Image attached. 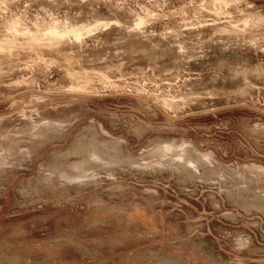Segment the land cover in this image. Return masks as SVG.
<instances>
[{
  "label": "rangeland",
  "instance_id": "rangeland-1",
  "mask_svg": "<svg viewBox=\"0 0 264 264\" xmlns=\"http://www.w3.org/2000/svg\"><path fill=\"white\" fill-rule=\"evenodd\" d=\"M212 1L0 0L1 36L94 29L0 57V264H264V0Z\"/></svg>",
  "mask_w": 264,
  "mask_h": 264
},
{
  "label": "bare ground",
  "instance_id": "bare-ground-1",
  "mask_svg": "<svg viewBox=\"0 0 264 264\" xmlns=\"http://www.w3.org/2000/svg\"><path fill=\"white\" fill-rule=\"evenodd\" d=\"M212 2H214L215 4L216 3L217 4L220 3V5H221V3H223V2L225 3V0H214ZM145 24H148L147 23V19L144 18V17H141V15H140V16L137 17L136 20H134V22L132 24V28H133V30H140L143 27V25L145 26ZM10 26H12L11 27L12 32H11L10 35L9 34L8 35L5 34L3 36L0 35V57L8 55V54L11 55L12 51L14 49H16V47H17L16 45L19 44L18 46H20V45L24 44L23 41L25 42V40L27 38L29 39V41H28L29 43L28 44H30L31 46L34 45L35 48L36 47L39 48V47H44L45 46V48L54 50L56 52V50H58L57 47H60L61 43L65 42L67 39H69V40L72 39L75 42H80L81 40H83V37L86 34H90V32H92V30H94L90 26H87V27L86 26L85 27L84 26L83 27H75V26L67 27L68 25L67 26L65 25L66 27H64V29H61L59 27L60 25L59 26L58 25H53V26L47 27L45 29H32L31 27L30 28L29 27H23V23L21 22L20 19L15 20ZM88 27H90V28H88ZM19 37L22 40H23L24 37L26 38L23 41L22 40L20 41V42H22V44L17 42V41L20 40ZM43 41H46V42L43 43ZM22 47H23V45L21 47H19V48H22ZM24 47H26L25 44H24ZM28 47H29V45H28ZM19 55H20V53H19ZM70 74L73 76L72 73H70ZM79 75L78 76L75 75V76L78 78ZM83 77H84V79H88L87 76H86V78H85V76H83ZM71 78L72 77H70V79ZM73 78H74V76H73ZM80 79H82V77ZM75 81H77V80H75ZM74 84L75 83H73V85ZM76 84H77V82H76ZM89 89H90L89 87L77 85V86H74V87L72 86L69 91L71 93H73V94H83L85 96H88V95H90L89 91L91 90V89L90 90ZM164 104H165L166 107H170L171 109L174 106L173 105L174 102H170V101L169 102L168 101L164 102Z\"/></svg>",
  "mask_w": 264,
  "mask_h": 264
},
{
  "label": "crops",
  "instance_id": "crops-1",
  "mask_svg": "<svg viewBox=\"0 0 264 264\" xmlns=\"http://www.w3.org/2000/svg\"><path fill=\"white\" fill-rule=\"evenodd\" d=\"M201 218L199 221H196V223H201V229L200 231H195L192 232L193 234H191L189 236L190 239L193 238H198L200 240L207 238V237H211L215 240V243L217 245L218 249H223V251L225 252L226 246L225 244H227L228 242H226L227 238H228V232H227V224L226 222H224L223 220H217V231H213L212 227H210V221L207 219V217H203V213L201 212ZM133 217V219L131 218ZM132 222H134L135 224L139 225V224H146V226L148 227H152L153 233H157L159 237L156 236V239H165V229H161V227L159 226V224L161 223V220L159 217L153 215H149V214H144L142 213V211H140L138 208H133L132 207V215L130 216ZM127 219H129L127 217ZM184 225V223H183ZM157 229V230H156ZM197 239V240H198ZM208 250V246H206L205 251ZM204 254L208 255V253L206 252ZM177 256H180L182 258H184L185 260H187L190 264H197L196 262V255H198V252L193 251L192 249L189 250V252H187V250H181L179 252L176 253ZM195 255V256H194ZM200 255L202 256L203 253L201 252ZM206 260H208V258H205ZM204 263H208V261L203 260V258H201V262L200 264H204Z\"/></svg>",
  "mask_w": 264,
  "mask_h": 264
}]
</instances>
